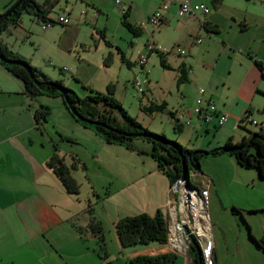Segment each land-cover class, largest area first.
Segmentation results:
<instances>
[{"label": "crops", "instance_id": "1", "mask_svg": "<svg viewBox=\"0 0 264 264\" xmlns=\"http://www.w3.org/2000/svg\"><path fill=\"white\" fill-rule=\"evenodd\" d=\"M11 1L4 0L3 9ZM180 1L183 0H160L148 12V17L161 4H166V8L160 10L162 17L157 31L159 32L160 27L166 30L170 28V33L187 45V55L190 58L200 54L201 63L213 66L206 60L209 57V43L216 42L215 38L220 35L216 12L220 0H187L204 2L209 11L205 15L179 17L176 8ZM242 20L244 21L243 17ZM260 20L263 34L246 43L244 51L253 65L239 76L229 104L223 110L215 107L216 112L209 116L208 123L217 121L221 111L226 114V120L228 117L236 119L237 111L232 108L238 101L240 111L245 112L244 118H247L251 107L241 98H247L256 91L264 94L261 92L264 91V61L254 49L256 39L260 38L264 43V17H260ZM243 21H239L237 25L239 30L245 32L249 29ZM232 22L236 24L235 20ZM199 33L205 34L204 43L197 36ZM197 38L200 39L199 42H196ZM222 38L224 40L221 39L220 48H216L218 56L231 49L227 38ZM154 48L157 47L149 45L148 51ZM188 58L179 59L176 67L183 69L182 78L185 82H192L188 77L191 65ZM165 64L170 67L166 60ZM191 73L196 77L193 71ZM226 85L228 89L231 88L229 83L226 82ZM186 86L180 84L178 87L179 92L184 93V98L189 94V91H185ZM195 89L194 82V87L190 89L193 95ZM35 99H30L23 92L20 79L0 64V264H127V259L135 254L164 251L175 252L177 264H191V249L178 252L169 249L164 243L121 247L116 239L113 223L119 217L141 212L152 215L158 209L167 218L170 185L149 155L148 142L136 141L135 149L107 143L91 128L79 124L59 97L54 100L39 97ZM40 106L48 108L44 121L40 120L41 124L34 119V111L40 109ZM260 108L258 126L264 132V104ZM194 115L198 120L201 119L192 113L188 116L187 124ZM175 116L177 117L176 111ZM173 138L180 141L178 137ZM54 147L79 184L76 194L68 193L46 165ZM70 155L83 163L84 167L81 168L79 163L71 166V162L75 160ZM117 157L123 162L127 160L124 165L114 169V158ZM210 158L226 162L232 160L226 154ZM250 175L251 180L242 185L245 189L249 188L248 185L252 186L250 189L253 197L246 198L243 204L230 198V204L244 218L247 211L260 213L258 215L262 221L259 224L253 225L245 219L249 224L247 234L237 216L227 214L231 220H221V214L227 211L219 196V171L206 172L202 167L199 172L189 176V182L193 186L208 190L215 264H264V248L257 246L252 239H257L264 233V179L253 171ZM116 177L118 181L114 182ZM90 216L99 222L102 238L89 226ZM231 226L235 227L233 235Z\"/></svg>", "mask_w": 264, "mask_h": 264}, {"label": "rangeland", "instance_id": "2", "mask_svg": "<svg viewBox=\"0 0 264 264\" xmlns=\"http://www.w3.org/2000/svg\"><path fill=\"white\" fill-rule=\"evenodd\" d=\"M3 1L0 0V9H3ZM35 1L41 3L43 0ZM119 1L120 6L113 0H57L51 7L45 6L51 22L41 21L31 12L23 11L15 25H9L0 32V40L28 64L50 79L60 81L78 97L95 93L105 94L108 92L106 87L109 86V94L121 104L128 115L148 131L163 135L186 148L208 149L223 144L228 137L232 141H238L247 131L259 130L258 114L260 115V105L264 104V94L257 91L247 98H241L251 107L247 118H244L245 112L240 111L238 101L232 108L237 111L236 119L228 117L223 123L219 119L208 123V118L198 120L194 115L190 117L189 124L187 121L192 106L196 105V98L200 97L198 88H202L204 92L201 98L208 97L217 109L223 110L231 101L239 76L253 65L244 51L246 43L263 34L260 17H264V0L219 1L216 12L221 36L215 38L216 42L209 43L210 51L206 62L213 65L209 67L201 63L200 54L190 58L187 55V45L172 35L170 28L166 30L160 27L158 32L157 25L146 23L148 12L155 8L160 0ZM122 5L123 9L127 8L125 18L122 17ZM6 9L0 10V13ZM59 16L66 17L67 23H59ZM123 18L138 31L136 34L122 24ZM232 20H235L236 24ZM239 21L246 23L249 30H239ZM46 22L48 25L44 27ZM197 36L201 37L204 43L205 34L199 33ZM222 37L227 38L231 49L218 56L216 48H220ZM149 45L157 48L148 51ZM254 49L257 56L264 61V43L260 38L256 39ZM180 50L186 54H180ZM139 55L146 57L142 65L137 61ZM185 57H189L191 64L188 77L192 82L177 81L179 66L176 65L179 59ZM165 60L171 68L165 64ZM161 61L165 66L161 65ZM192 71L196 77L192 76ZM194 82L195 95L190 90L194 87ZM226 82L231 85L230 89L227 88ZM180 84L187 85L185 91H189V94L186 98L184 93L181 94L178 90ZM38 97L55 99L46 95H35L30 99L36 100ZM161 102L165 104V108L161 110L148 113L141 108ZM168 110L173 111V115H170ZM111 114L116 121H122L117 108H112ZM175 124H178L180 129H177ZM173 137H178L180 141ZM136 141L148 142L151 148L146 139L134 137L130 142L132 149L137 148ZM229 157L232 158L230 162L208 156L201 157L199 167H203L206 172L219 171V196L227 211L221 214V220L229 222L231 219L227 214L237 216L247 234L249 224L245 219L253 225L259 224L262 221L258 215L260 213L247 211L244 218L240 211L230 204V198L243 204L246 198L253 197L250 189L252 186L248 185L249 188L245 189L243 185L251 180L252 171L256 175L257 172L254 168L239 166L233 157ZM126 160L123 162L119 157L114 158V169L124 165ZM192 173L189 172L190 177ZM117 181L116 177L114 182ZM230 229L233 235L235 227L231 226ZM177 262L175 260L174 264Z\"/></svg>", "mask_w": 264, "mask_h": 264}, {"label": "trees", "instance_id": "3", "mask_svg": "<svg viewBox=\"0 0 264 264\" xmlns=\"http://www.w3.org/2000/svg\"><path fill=\"white\" fill-rule=\"evenodd\" d=\"M12 0L6 8L13 4ZM53 1L44 0L43 3H37L35 0H21L19 4L5 18L0 19V32L6 29L9 25H15L19 20L20 14L23 11H29L41 21L51 22L52 19L47 17L48 9ZM127 8L122 12V17L125 18ZM121 22L133 34L138 31L131 25L127 24L125 19ZM0 64L9 71L12 75L20 79L23 85V92L30 98L35 95H46L49 97H60L65 108L70 115L81 125L91 128L102 140L107 143L122 145L125 148L132 149L130 142L134 137H141L150 142L149 155L155 160L157 169L163 173L169 185H171L180 174V156L184 168L189 172H199V159L201 157H214L221 154H226L235 160V162L245 168L256 169L259 178L264 179V134L261 128L258 131H247L238 141H232L228 137L223 144L211 147L208 149H189L174 140L166 139L163 135L154 134L142 126L135 118L126 113L120 103H118L109 93L110 87L107 86L108 92L105 94L95 93L78 97L71 89L62 85L58 80L50 79L37 68L28 64L23 57L12 52L0 40ZM19 60L24 62L32 73L29 76L27 70L22 66L4 61ZM260 67L258 62H255ZM161 65L165 64L161 61ZM177 81L183 80V69L177 68ZM35 79L37 84L33 81ZM57 87L63 91L60 92ZM66 102L71 103L74 108V113H71L66 105ZM100 103V104H99ZM101 105V108H99ZM112 108H117L121 115V122L116 121L112 116ZM142 110L151 113L165 108V104H151L149 106H141ZM48 112L46 106H40V109L34 111V119L39 124L44 121V117ZM173 115V111H167ZM83 119H89L92 122H86ZM177 129L178 124H175ZM164 141L168 142L165 143ZM140 151V150H138ZM70 158L74 159L71 166L75 164L83 168V163L78 162L73 155ZM46 165L52 173L58 178L64 189L70 194H76L79 190V184L73 178L70 168L63 162L62 156L57 153L56 148L50 154L46 161ZM189 184H191L189 182ZM192 185V184H191ZM89 226L99 233V238H102L100 224L92 216L89 219ZM113 229L116 239L121 247L146 245L148 243L163 244L166 241V218L160 210H156L154 214L136 213L133 215H125L117 218L113 223ZM257 246L264 248V233L259 238H253ZM193 252L191 264H197L195 252ZM177 254L173 251H164L154 254L138 253L127 259V264H174ZM201 264V263H200Z\"/></svg>", "mask_w": 264, "mask_h": 264}, {"label": "built area", "instance_id": "4", "mask_svg": "<svg viewBox=\"0 0 264 264\" xmlns=\"http://www.w3.org/2000/svg\"><path fill=\"white\" fill-rule=\"evenodd\" d=\"M115 4L120 6L119 0H113ZM166 4H161L146 20L151 26L158 25L161 22L160 10L165 9ZM122 12L123 5L121 7ZM209 11L206 4L202 1L189 2L183 0L178 2L176 8L177 16L202 14L205 15ZM57 21L61 24L67 23V18L59 16ZM48 23L43 24L46 27ZM200 39L197 38L196 42ZM179 53H183L182 50ZM146 57L139 55L137 61L140 65L145 62ZM138 88V84H136ZM200 97L196 98V105L192 107L191 114H196L202 119L209 118L216 112V108L208 98L203 96V89L197 90ZM220 122L226 120V114L220 112L218 114ZM208 190L205 187H195L187 184L184 180L176 178L169 186L168 202H167V218H166V241L165 245L174 251L185 252L190 249L193 242L199 249V260L201 264H215L212 253V237L211 225L208 213Z\"/></svg>", "mask_w": 264, "mask_h": 264}, {"label": "water", "instance_id": "5", "mask_svg": "<svg viewBox=\"0 0 264 264\" xmlns=\"http://www.w3.org/2000/svg\"><path fill=\"white\" fill-rule=\"evenodd\" d=\"M20 1L21 0H15L13 2V4H11L6 10H4L3 12H1L0 13V19L5 18L8 14H10L11 11L19 4ZM0 59H1V57H0ZM3 60L4 61H8V62H14V63L22 66L23 68H25L27 70V72H28V74H29L30 77L33 76L32 73H31V71H30V69L28 68V66L24 62L19 61V60H8V59H3ZM33 81L37 84V81L35 79H33ZM57 89L60 92L63 93V91H62V89L60 87H57ZM66 105H67L69 111L71 113L75 114L74 113V108H73L72 104L66 102ZM83 120L86 121V122H92V123H94V121H91L89 119H83ZM164 142L165 143H168L166 141H164ZM178 179L179 180H184V181L187 182V184H189V174H188V171L184 168V165L182 163V156H180V174L178 176ZM191 244H192L191 246H192V248H193V250L195 252V255H196L197 264H200V262H199V249H198V247L196 245H194L193 242Z\"/></svg>", "mask_w": 264, "mask_h": 264}, {"label": "bare ground", "instance_id": "6", "mask_svg": "<svg viewBox=\"0 0 264 264\" xmlns=\"http://www.w3.org/2000/svg\"><path fill=\"white\" fill-rule=\"evenodd\" d=\"M195 245V244H194ZM199 262H200V260H199Z\"/></svg>", "mask_w": 264, "mask_h": 264}]
</instances>
